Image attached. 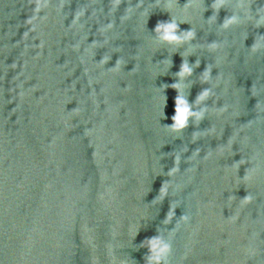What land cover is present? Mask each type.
<instances>
[{"label": "water", "instance_id": "obj_1", "mask_svg": "<svg viewBox=\"0 0 264 264\" xmlns=\"http://www.w3.org/2000/svg\"><path fill=\"white\" fill-rule=\"evenodd\" d=\"M0 264H264V0H0Z\"/></svg>", "mask_w": 264, "mask_h": 264}, {"label": "clouds", "instance_id": "obj_2", "mask_svg": "<svg viewBox=\"0 0 264 264\" xmlns=\"http://www.w3.org/2000/svg\"><path fill=\"white\" fill-rule=\"evenodd\" d=\"M175 28V25H168L167 28L165 29V39H169V40H175L177 39V37L175 35L172 34V30ZM181 119H183V114H181Z\"/></svg>", "mask_w": 264, "mask_h": 264}]
</instances>
